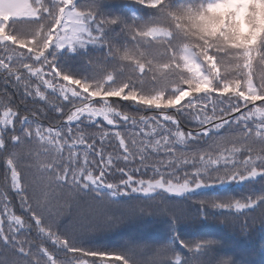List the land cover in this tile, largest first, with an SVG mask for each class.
<instances>
[{
  "label": "snow or ice",
  "instance_id": "snow-or-ice-1",
  "mask_svg": "<svg viewBox=\"0 0 264 264\" xmlns=\"http://www.w3.org/2000/svg\"><path fill=\"white\" fill-rule=\"evenodd\" d=\"M104 7L103 0H0V48L6 53L0 56V77L17 92L22 88L24 98L44 102V117L53 111L65 115V105L55 100L71 106L62 124L44 127L14 109L6 92L0 99L5 185L10 175L26 214L12 210L6 186L0 190V264H252L243 255L221 258L220 241L182 240L175 213L168 236L147 260L140 255L146 245L132 237L111 249L85 247L73 226L61 230L53 217V193L65 188L72 196L95 193L93 201L104 205L134 195L185 199L220 185L256 183L258 194L254 190L243 201L210 196L199 203L206 218V204L228 215L259 210L264 218V71L259 83L253 71L264 67V0H132L107 13ZM18 17L31 18L27 23L36 27L10 30ZM149 37L157 46L141 51ZM75 58L85 61L83 73L64 67ZM117 60L120 68L109 70ZM93 69L102 71L88 74ZM119 101L156 112L137 118L122 111ZM24 111L38 117L27 106ZM181 118L190 119L195 130H181ZM129 125L133 131L119 130ZM91 126L96 131L86 132ZM226 126L229 136H218ZM201 140L212 143L191 150ZM225 142L232 146L222 148ZM148 148L163 157L151 159ZM22 156H32L40 174L32 197L17 167ZM114 173L118 181L110 180ZM23 233L29 235L22 239ZM177 243L187 249L186 257ZM69 254L71 259L58 258Z\"/></svg>",
  "mask_w": 264,
  "mask_h": 264
},
{
  "label": "trees",
  "instance_id": "trees-1",
  "mask_svg": "<svg viewBox=\"0 0 264 264\" xmlns=\"http://www.w3.org/2000/svg\"><path fill=\"white\" fill-rule=\"evenodd\" d=\"M107 0H103V4ZM112 2V0H109ZM32 3V0H31ZM117 8H121L125 4H132L131 1L128 0H118L115 2ZM104 12L106 5L104 4ZM135 6V5H133ZM16 20V23L27 22L29 17H18L13 18ZM11 21L9 22L10 25ZM150 41V44H155L150 37L147 38ZM117 41L124 42L123 38H119ZM143 43V42H141ZM118 43L116 42V45ZM85 61L80 58L65 60L64 67L68 70H71L76 73H83L85 71L83 65ZM120 61H115L114 65L109 66V70H113V67L119 69L121 66ZM125 71H127V63L123 62ZM256 67V66H255ZM254 67V74L257 76L256 68ZM102 71L101 69H93L89 70L88 74H92L93 72ZM25 75H27L25 73ZM34 79V78H33ZM259 83V79L257 77L256 80ZM148 85H145L146 89ZM150 87V86H149ZM7 93L8 96L12 98V107L14 109L18 108L20 110L21 115H29L30 118L39 119V122L44 127L58 126L59 123H63L66 119V115L68 113V109L71 107L67 104L66 101L55 100V103H63L65 105L64 112L65 115L61 116L58 113L48 112L47 116L44 117L40 115L39 110L41 107H46L44 102L33 103L31 97L24 98L23 97V89L21 88L19 92H17L16 88L13 87L12 83L9 82L5 84V81L2 77H0V99H4L3 93ZM46 92L50 93V89L46 90ZM215 95V94H214ZM51 98V97H50ZM98 99V98H97ZM112 100H118V98H112ZM259 104V102H257ZM119 105L121 106L122 111H127L130 115H136L137 118L140 114L151 115L156 112L155 109L145 110L140 106L134 105L131 101H119ZM32 109L38 113V117H31L30 113H26L25 107ZM251 107V105H249ZM242 111L244 109H241ZM3 109L0 108V112ZM169 113H173V109L168 110ZM235 115V114H234ZM253 119H257L254 117ZM101 123L103 121L101 120ZM181 130L188 131L189 129L195 130V125L190 119L181 118L180 119ZM74 127V126H73ZM105 127H111L105 125ZM19 128V125H17ZM131 131V125L128 126ZM127 128V130H128ZM86 132H94L96 131L94 126L85 129ZM218 136L228 137L229 130L227 126L220 130L217 134ZM138 140L142 139V137H138ZM114 143H118L113 141ZM129 144L131 145V139H128ZM212 141L208 140L205 142L204 140L199 141L197 144L191 146V150L197 149H206L208 145L211 144ZM97 146H99V140L97 138ZM231 143L225 142L221 147L229 148L231 147ZM111 151V148L108 149ZM150 154V158L154 160L161 159L163 157V153L156 154L152 152L151 148L147 149ZM213 152L216 153V149L213 148ZM66 154V153H65ZM138 162L129 164L127 167L133 168L137 167ZM5 168L6 165L4 163L3 157H0V190L6 186L8 189V194L11 198L12 210L16 212V214L24 215L22 209L20 208L19 198L16 197L15 193L11 190L10 184V175L7 179V185H5ZM191 171L192 169L189 167L187 169ZM143 171V169H141ZM119 173H114L110 180L118 181ZM138 175V174H137ZM151 175V170L148 172V176ZM177 176L180 177L181 182L183 180V171L178 172ZM144 178H147L145 176ZM175 179V177L173 178ZM260 188L259 184H244V185H220L213 189H203L200 190L197 194L192 195L185 199H179L176 197H171L168 200H161L159 197L155 200H145L142 196L134 195L133 197H122L120 201H125L128 203H133L137 205V208L133 211V230H146L150 231L151 235L148 238H143L140 244L146 245L143 251L140 253L143 259L149 258V255H154L156 252V248L162 243L169 234V224L173 219V213L178 216L179 223L176 225L177 234L180 236L182 240L190 241L193 244L201 242L206 239H214L220 241V246H218L217 251L219 256L226 255L224 259L229 258L233 254L240 256L243 255L246 259L251 260L252 264H264V218L261 217L260 211L259 216L254 214L252 211H245L243 214H238L234 210L231 215H228L226 210H216L210 208L207 204L204 205V210L208 212L207 218L204 216L203 211L201 210V205L199 201L204 199L205 197L210 196H220V197H231L233 199L245 200L248 196L252 195V192L257 191ZM81 197L84 196L87 199L93 201L92 197L95 196V193H88V195L80 194ZM119 201V202H120ZM223 212V214H221ZM125 220L126 219H120ZM34 223V222H32ZM27 234V233H26ZM29 235V234H27ZM31 236H34L35 233H31ZM176 248L183 254V257L188 255L187 249L181 248L180 244L177 243ZM231 254V255H229ZM72 255L69 254L68 257L61 255L58 258L62 259H71ZM78 255V254H76Z\"/></svg>",
  "mask_w": 264,
  "mask_h": 264
},
{
  "label": "rangeland",
  "instance_id": "rangeland-1",
  "mask_svg": "<svg viewBox=\"0 0 264 264\" xmlns=\"http://www.w3.org/2000/svg\"><path fill=\"white\" fill-rule=\"evenodd\" d=\"M117 1L118 0H112L111 2L107 0L104 3L107 7L105 11L115 12L118 9L115 4ZM128 1L132 2V0ZM9 27L10 30L15 28L24 31L31 30L36 26L27 22H21L15 24L10 23ZM117 43L116 46L122 49L124 42L117 41ZM134 44L135 42H131L128 46L132 47ZM150 46L156 47L157 45L156 43L150 45L140 43L139 48L143 51ZM4 55H6V53L0 48V56ZM255 68L257 77H259L260 72L264 71V67L256 65ZM147 87H149V85ZM119 130L131 132L129 128L128 130L124 128ZM32 147L38 148V145L34 144ZM41 159H43L42 156ZM17 167L22 175V183H27L31 186L28 195L32 197V189L36 187L40 175L37 171L36 160L32 156H22ZM90 205H93L91 209L89 207ZM136 208V204L125 201L96 205L95 201H91L84 196L81 197L80 194H76L75 196L70 195L66 188L54 192L52 199V215L53 217L59 218L62 225L61 230H63L64 227L73 226L79 238L86 242L84 245L85 247H106L111 249L124 245L129 237L134 238L138 244L142 242L143 238H148L151 235L150 231L132 229L134 222L133 211ZM2 211L3 206L0 205V212ZM254 214L259 216V210L255 211ZM120 219H126L128 223ZM4 227L5 231H7V217H4ZM25 236H27V234L23 233L20 238L23 239ZM225 256L226 255L221 254L220 257L224 258ZM152 257H154V255H149V258ZM59 259L65 260L62 258Z\"/></svg>",
  "mask_w": 264,
  "mask_h": 264
}]
</instances>
